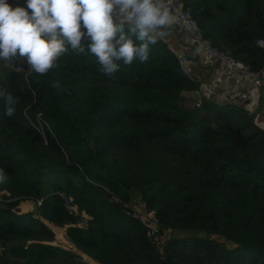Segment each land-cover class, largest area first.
Returning a JSON list of instances; mask_svg holds the SVG:
<instances>
[{
    "label": "trees",
    "instance_id": "16d2710c",
    "mask_svg": "<svg viewBox=\"0 0 264 264\" xmlns=\"http://www.w3.org/2000/svg\"><path fill=\"white\" fill-rule=\"evenodd\" d=\"M179 1L205 45L263 66L264 0ZM170 47L158 36L148 61L120 62L114 80L71 49L43 75L0 60V86L18 99L12 117L0 100V264H264L257 92L243 106L179 103L199 82ZM25 109L41 112L44 136ZM28 199L33 208L18 210ZM130 201L155 212L160 243L126 214Z\"/></svg>",
    "mask_w": 264,
    "mask_h": 264
},
{
    "label": "clouds",
    "instance_id": "9594fccd",
    "mask_svg": "<svg viewBox=\"0 0 264 264\" xmlns=\"http://www.w3.org/2000/svg\"><path fill=\"white\" fill-rule=\"evenodd\" d=\"M174 22L165 0H26L15 7L0 0V60L22 59L43 75L71 49L94 55L99 71L114 80L120 62H147L150 45ZM0 100L12 117L18 99L0 86ZM6 179L0 170V183Z\"/></svg>",
    "mask_w": 264,
    "mask_h": 264
},
{
    "label": "built area",
    "instance_id": "2783aa9c",
    "mask_svg": "<svg viewBox=\"0 0 264 264\" xmlns=\"http://www.w3.org/2000/svg\"><path fill=\"white\" fill-rule=\"evenodd\" d=\"M7 2L15 7L19 2L21 6H26V0H7ZM165 5L169 8L171 14L175 17V22L173 25L184 28L190 31L193 35V55H201L204 61L217 62L221 67V76L226 78H240L249 82V85L243 90H239L235 95L230 93H224L217 98L223 103H233L236 106H243L249 103L251 96L254 92L259 91L264 96V64L259 69H252L243 61L233 57L231 54L222 51L216 47L205 45L203 40L195 33L194 22L191 16V12L188 7H184L179 0H165ZM264 38H258L256 40V45L264 51ZM178 58V64L180 70L183 74L190 77L189 66L193 60L185 55H176ZM27 65V63H26ZM16 71H23L29 74L31 71L30 67H24L22 64H17L15 66ZM220 80L218 76L215 81H201L199 82L198 88L192 89L189 92V100L195 107H200L203 104V100L206 98L216 99V84ZM25 117L29 120L30 124L36 129L38 133L44 136L45 128H49L47 121L42 116L41 112H36L33 117L26 113L24 110ZM65 208L69 213H73L75 207L69 203L67 197L64 198ZM116 202L118 197L113 198ZM41 203V199L37 201V204ZM126 209V214L131 216L133 219L139 221L149 238L160 243L163 236L161 235V229L153 210L146 208L145 204L135 203L130 201V203L124 204Z\"/></svg>",
    "mask_w": 264,
    "mask_h": 264
},
{
    "label": "crops",
    "instance_id": "0c3cea01",
    "mask_svg": "<svg viewBox=\"0 0 264 264\" xmlns=\"http://www.w3.org/2000/svg\"><path fill=\"white\" fill-rule=\"evenodd\" d=\"M162 34L165 35L164 41L168 40L171 42L174 53L188 56V54L192 52V57L190 58L193 62L189 66L190 78L201 82L206 80L215 81V79L220 76V80L215 87L216 99L227 92L233 97L239 90H243L249 85V82L240 78H226L221 76L222 67L217 62L204 61L201 55H193V37L192 34L185 29H177V31L175 30L174 32L165 31L162 32ZM251 104L252 110L256 115V122L264 127V96L257 91L252 97Z\"/></svg>",
    "mask_w": 264,
    "mask_h": 264
},
{
    "label": "rangeland",
    "instance_id": "374dc122",
    "mask_svg": "<svg viewBox=\"0 0 264 264\" xmlns=\"http://www.w3.org/2000/svg\"><path fill=\"white\" fill-rule=\"evenodd\" d=\"M165 31H172V32H174V27H173V26H170V27L166 28ZM165 31L162 30V32H165ZM164 37H165L164 34H161V35H160V38L163 39V40H165ZM176 38H177V37H176ZM166 43H167L168 45L172 46L170 41L166 40ZM170 48H171V47H170ZM171 49H172V48H171ZM187 57H189V58L192 57V52H190V53L188 54ZM188 97H189V95H188ZM188 97H187V99H188ZM190 102H191V101H190ZM0 199H1V198H0ZM32 208H33V202H32V200H30V199L21 201V202L19 203L18 207H17L18 210H22V211H27V210H30V209H32ZM55 231H56V239H57L56 241H57L58 243H60V244L63 243L64 239H63V236H62V233H61V231H62L61 228H59V229H57V230H55ZM216 238L222 240V238H220V237H216Z\"/></svg>",
    "mask_w": 264,
    "mask_h": 264
},
{
    "label": "water",
    "instance_id": "95a60500",
    "mask_svg": "<svg viewBox=\"0 0 264 264\" xmlns=\"http://www.w3.org/2000/svg\"><path fill=\"white\" fill-rule=\"evenodd\" d=\"M183 100H184V101H189V99L184 98V99H182V100H179L178 102H179V103H182Z\"/></svg>",
    "mask_w": 264,
    "mask_h": 264
}]
</instances>
